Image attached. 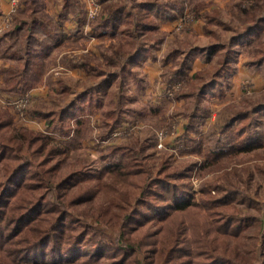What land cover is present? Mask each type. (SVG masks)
Masks as SVG:
<instances>
[{
  "label": "trees",
  "instance_id": "trees-1",
  "mask_svg": "<svg viewBox=\"0 0 264 264\" xmlns=\"http://www.w3.org/2000/svg\"><path fill=\"white\" fill-rule=\"evenodd\" d=\"M60 1L59 18L66 17L68 11L74 12L73 0ZM97 1L102 11L91 20L94 34H101L98 28L113 33L120 24L124 27L120 41L110 53L100 59L82 54L71 63L89 73L96 83L69 101L45 109L37 103L30 109L31 115L45 120L48 132L14 127L10 115L0 107V264H101V256L104 264H256L253 248L259 246L264 254V217L254 218L258 229L251 244L243 242V231L254 219L242 215L235 202L250 201L246 189L241 193L228 185L205 181L198 200H194L181 179L191 171L188 166L171 168L164 159L151 175L148 160L142 154L151 144H147L148 136L139 139L134 134L126 142L110 146L104 164L92 168L99 171L85 169L82 164L67 168L78 170H62L69 149L78 143L84 118L100 107L99 93L106 92L113 82L121 90L154 46L140 39L145 32L156 29L150 14L171 18L181 6L180 0ZM39 2L18 0L9 29L0 35V39L9 36L13 41L1 54L12 61L2 69L1 89L5 92L28 91L44 83L42 57L61 43L62 37H56L53 45L45 43V33L52 35L51 23L36 15ZM246 12L252 21L226 47L206 48L205 59L217 47L224 50L211 79L196 93L185 132L193 130L202 119V98L224 96L221 79L230 72L232 47L249 42L264 29L262 11L257 13L256 6H247ZM189 58L186 55L179 61L172 77H178L190 66ZM262 58L263 55L257 61ZM170 81L167 89L178 82ZM64 90L68 92L70 88ZM178 90L172 92L176 98L180 95ZM107 116V131L123 124L119 117ZM99 193L103 199L96 207L88 205ZM94 216L105 222L115 237L110 242L98 240L89 252L84 245L94 241L84 237V229L78 232L74 228L75 221L85 225L86 219ZM86 255L90 257L84 258Z\"/></svg>",
  "mask_w": 264,
  "mask_h": 264
},
{
  "label": "rangeland",
  "instance_id": "rangeland-1",
  "mask_svg": "<svg viewBox=\"0 0 264 264\" xmlns=\"http://www.w3.org/2000/svg\"><path fill=\"white\" fill-rule=\"evenodd\" d=\"M39 3L36 15L44 16L51 23L49 31L52 35L45 33V43L53 45L56 37H62L61 43L42 57L44 83L30 89L34 96L27 109L20 113L8 107L2 108L12 118L14 127L24 126L48 132L45 120L31 115L30 109L37 103L45 109L69 101L85 87L95 84L89 73L71 66V63L82 54L100 59L103 54L110 53L112 46L120 41V30L124 25L120 24L113 33L98 28L101 34L96 35L90 24L102 10L89 20L86 0H73L74 12L68 11L64 18H59L60 0H40ZM179 3L180 9L173 11L171 18H159L154 12L150 14L156 29L140 36L148 46L154 45L149 49L150 58L147 56L149 59L143 61L148 62H141L135 67V76H129L121 90L113 82L106 92L99 93L100 107L84 118L78 143L69 149L61 164L62 170H78L67 168L82 164L85 169L99 171L92 168L104 164L110 146L122 144L134 134L139 139L148 136L147 144H151L146 145L142 154L148 160L151 175L156 173L164 159L171 168L188 166L191 171L181 179L187 183L186 190L194 200H198L205 181L228 185L241 193L246 189L245 195L250 201L239 199L235 202L236 206L242 215L252 219L263 218L264 171L259 167L264 168V29L249 42L232 47L230 72L221 79L224 96L202 98L199 104L202 119L189 132H185V123L188 114L193 111L197 91L211 79L224 50L217 47L205 59L206 48L214 45L226 47L232 37L252 21L246 7L256 6L257 13H264V0H180ZM9 27L4 30L7 31ZM12 42L9 36L0 39L1 81L2 69L12 62L1 54L3 48L12 45ZM186 55H190V66L184 68L178 77H172L179 61ZM261 55L262 60L257 61ZM169 81L179 82L178 98L167 89ZM64 87L70 90L66 92ZM36 91L40 92L35 94ZM108 114L119 117L123 124L107 131L104 121ZM227 123L229 126L226 127ZM125 125H136L134 132L119 134L114 138V131ZM159 130L167 132L166 146L162 149L154 146L155 133ZM208 162L213 165H208ZM211 193L214 194L215 190ZM237 197L241 198V194ZM102 199L99 193L88 205L96 207ZM94 217L86 219L85 225L75 221L74 229L78 232L84 229V237L94 241L93 244L84 245L89 252H92L98 240L110 242L115 237L105 222ZM257 229L258 222L254 219L243 231V242L251 244ZM253 251L256 264H264V254L260 253L259 246L254 247ZM83 257L88 259L90 256ZM91 258H94L93 254ZM101 258V264H104V257Z\"/></svg>",
  "mask_w": 264,
  "mask_h": 264
},
{
  "label": "built area",
  "instance_id": "built-area-1",
  "mask_svg": "<svg viewBox=\"0 0 264 264\" xmlns=\"http://www.w3.org/2000/svg\"><path fill=\"white\" fill-rule=\"evenodd\" d=\"M18 0H9L8 7L4 12L0 15V34H2L6 27H9L12 22V18L14 13L17 10ZM86 15L88 19L95 18L100 10L101 4L97 0H86ZM1 79H0V106L8 107L20 113H23L27 107L30 105L34 94L31 90L23 91L19 93H6L1 89ZM180 86L179 82H176L172 87L169 88L172 92L178 89ZM170 91V93H171ZM169 93V92H168ZM135 126H122L114 131L112 136L115 138L119 134H129L134 132ZM167 136V132L163 130H159L155 133V148L162 149L166 146L165 138Z\"/></svg>",
  "mask_w": 264,
  "mask_h": 264
},
{
  "label": "crops",
  "instance_id": "crops-1",
  "mask_svg": "<svg viewBox=\"0 0 264 264\" xmlns=\"http://www.w3.org/2000/svg\"><path fill=\"white\" fill-rule=\"evenodd\" d=\"M8 1H9V0H0V10H1L0 12H1V13L4 12V11L6 10V8L8 7ZM148 57H149V56H148ZM148 57H147V59L150 58V57H149V58H148ZM145 60H146V59H145ZM145 62H148V60L145 61ZM145 62H143V63H145ZM7 66H8V65H7ZM7 66H6V67H7ZM37 92H40V91H36L35 94H36ZM165 141L167 142V138H165Z\"/></svg>",
  "mask_w": 264,
  "mask_h": 264
}]
</instances>
